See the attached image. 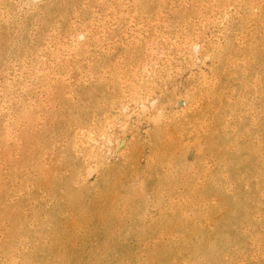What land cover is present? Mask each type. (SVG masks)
<instances>
[{
    "label": "bare ground",
    "instance_id": "1",
    "mask_svg": "<svg viewBox=\"0 0 264 264\" xmlns=\"http://www.w3.org/2000/svg\"><path fill=\"white\" fill-rule=\"evenodd\" d=\"M263 13L264 0H0V264H75L65 250L89 212L131 180L141 151L152 168L174 140L203 180L169 217L146 170L134 227L156 224L162 248L133 264H264V93L242 82L222 95L257 48L240 30ZM243 134L255 142L203 160L206 139L218 149Z\"/></svg>",
    "mask_w": 264,
    "mask_h": 264
},
{
    "label": "rangeland",
    "instance_id": "2",
    "mask_svg": "<svg viewBox=\"0 0 264 264\" xmlns=\"http://www.w3.org/2000/svg\"><path fill=\"white\" fill-rule=\"evenodd\" d=\"M252 17H249L248 23L244 25V30H240V32L247 31L253 34L257 38V48L255 52L254 49H243L244 53L251 58V64H249L247 72L245 71V78L241 74L239 77H229L228 73L224 76L223 87L226 88V93H224L225 88L222 92L224 104L228 102L230 96L228 91H231L232 94L242 91V82L247 83V87L251 91L257 90L259 94L264 93V65L259 64L257 60L259 55L264 53V25L258 26L256 21L260 22L259 17L257 19L255 17V20ZM262 19L264 22V13ZM224 111L225 106L222 103L219 117L217 116L212 121L209 120V127L212 130L218 128L221 118L226 113ZM238 126L240 129L245 128L242 129L244 131L249 127V123L245 120L244 124L239 123ZM221 137H223L222 133ZM227 140L229 141L228 138ZM175 141L163 145L160 156L152 168L148 165V152L141 151L139 163L134 168L131 180L127 182L123 177L118 178L113 191L106 197L100 210L93 208L89 212L91 225L87 229L78 227L79 238L77 237L73 245L69 242L67 250H65L67 262L71 261L72 263L75 258V264H94V262L95 264H113L116 260L117 264H133L132 254L134 252L139 255L142 253L144 259V255L150 257L162 248V244H156L154 240V230L151 226L155 227L156 224L144 219L141 221L139 230L134 227V225L140 226L137 219L144 214V209L150 202V198L146 195V184L143 181L146 170H152L157 175L162 194H160V201H157L156 205L169 217L172 215V211L169 209L174 206L172 201L176 194L182 190L185 191L186 188L194 189L204 176L201 166H198L196 170V168H188L182 162L183 150L180 144ZM254 142V138L250 139L246 134H243L238 140L227 142L226 145L223 144L217 149L216 146L212 147V142L206 139L203 160L228 158L234 155L237 148L245 149ZM176 182L179 184L177 188ZM102 220L108 221L109 225L104 224ZM76 249L77 251H75ZM57 264L65 263L58 261Z\"/></svg>",
    "mask_w": 264,
    "mask_h": 264
}]
</instances>
